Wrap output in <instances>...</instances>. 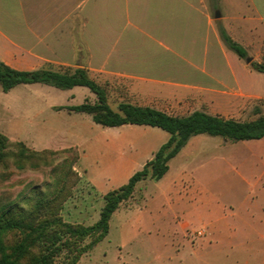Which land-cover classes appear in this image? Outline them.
<instances>
[{
	"label": "rangeland",
	"instance_id": "1",
	"mask_svg": "<svg viewBox=\"0 0 264 264\" xmlns=\"http://www.w3.org/2000/svg\"><path fill=\"white\" fill-rule=\"evenodd\" d=\"M227 9L230 13L237 11L235 5ZM243 47L250 61H231L232 75L223 77L225 85L220 87V95L181 94L173 102L162 100L156 104L174 116L198 110L245 121L264 114V74L252 68V63L264 64V38L246 37ZM229 53L237 59L233 52ZM85 57L81 54L79 64L105 89L107 103L113 110L120 102L140 103L136 89L145 94L156 91L163 95L179 91L152 83H135L134 87L132 80L111 74L108 69L89 68L90 62ZM85 100L93 102L95 97L88 90L64 92L37 84L17 85L8 92L0 88V107L26 114L36 108L58 111V106ZM80 117L82 121L91 120L89 115L82 114L77 116L78 121ZM96 127L91 135L99 141L98 153L105 152L103 147L110 137L126 134L130 138L129 143H117L111 153L115 161L133 144L137 151L146 154L148 148H155L158 143L153 140L156 133L166 134L159 128L140 125ZM16 141L9 139L8 155L0 163V205L20 202L23 196L38 189L60 201L58 214L63 221L84 226L93 224L103 206V194L85 182L78 166L80 150L68 147L45 149L40 153L42 150L31 148L34 154L23 160L24 168L19 170L15 166V153L19 149L14 144ZM52 145L61 146L60 143ZM182 170L197 179L199 188L195 200L172 207L165 195L171 192L170 196L174 197L168 182ZM161 178L139 181L132 197L111 215L106 237L80 254L72 264H264V137L230 142L220 136H192L168 161V170ZM91 240L92 237H87L79 245ZM71 262L66 250L54 259V264Z\"/></svg>",
	"mask_w": 264,
	"mask_h": 264
},
{
	"label": "crops",
	"instance_id": "2",
	"mask_svg": "<svg viewBox=\"0 0 264 264\" xmlns=\"http://www.w3.org/2000/svg\"><path fill=\"white\" fill-rule=\"evenodd\" d=\"M229 5L237 7L236 13L228 12ZM218 25L241 46L246 37L264 38V0H0V61L23 71L74 69L82 68L79 61L85 54L89 68L108 69L132 80L134 87L152 83L178 89L168 95L135 90L140 103L133 105L163 111L156 102H173L181 94H221L223 77L231 74L230 63L238 58L221 42ZM164 75L169 78H160ZM84 88L63 91L88 90ZM82 114L45 108L26 114L2 106L0 132L32 149L78 148L83 178L100 194L125 184L168 138V133L157 132L153 140L158 143L146 154L127 144L131 148L115 161L111 153L117 143L130 138L110 137L105 152L98 153L99 141L91 135L97 124L82 117L78 121ZM168 186L174 197L168 192L166 201L172 207L195 200L199 188L185 170Z\"/></svg>",
	"mask_w": 264,
	"mask_h": 264
},
{
	"label": "trees",
	"instance_id": "3",
	"mask_svg": "<svg viewBox=\"0 0 264 264\" xmlns=\"http://www.w3.org/2000/svg\"><path fill=\"white\" fill-rule=\"evenodd\" d=\"M217 30L221 42L229 51L240 60L247 57L245 48L229 37L221 25H218ZM252 68L264 74V64L252 63ZM32 84L59 90L85 87L94 95L93 102L85 100L79 104L58 106L56 110L84 113L90 116L93 123L102 127H155L168 133V138L125 184L103 194L104 203L98 219L91 225L63 221L58 214L60 201L49 198L44 191L38 189L23 196L20 202L0 205V264H54L55 257L64 250L68 252L71 264L74 263L80 254L106 237L111 215L122 202L132 197L135 185L146 178L159 180L168 170V161L192 136H220L230 142L264 137V114L245 121L198 110L184 116H174L152 107L128 102L118 103L116 110H113L107 103L105 89L91 79L84 68L23 71L10 68L0 61V88L3 92H8L17 85ZM14 144L19 147L15 153V166L20 170L24 168L23 160L34 152L22 141L17 140ZM8 145L9 138L0 132V163L8 155ZM43 152L45 149L40 153ZM87 237H92V240L86 245H79Z\"/></svg>",
	"mask_w": 264,
	"mask_h": 264
},
{
	"label": "water",
	"instance_id": "4",
	"mask_svg": "<svg viewBox=\"0 0 264 264\" xmlns=\"http://www.w3.org/2000/svg\"><path fill=\"white\" fill-rule=\"evenodd\" d=\"M219 16H220V15H219L218 11H215V13H214V17L217 18V17H219ZM244 61H245L246 63H248V62L250 61V58L247 57V58L244 59Z\"/></svg>",
	"mask_w": 264,
	"mask_h": 264
},
{
	"label": "built area",
	"instance_id": "5",
	"mask_svg": "<svg viewBox=\"0 0 264 264\" xmlns=\"http://www.w3.org/2000/svg\"><path fill=\"white\" fill-rule=\"evenodd\" d=\"M200 232H198V234H199Z\"/></svg>",
	"mask_w": 264,
	"mask_h": 264
}]
</instances>
